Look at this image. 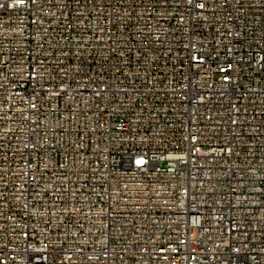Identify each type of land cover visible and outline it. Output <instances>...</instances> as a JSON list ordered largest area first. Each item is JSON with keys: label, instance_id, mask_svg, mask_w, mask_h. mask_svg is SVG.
<instances>
[{"label": "built area", "instance_id": "1", "mask_svg": "<svg viewBox=\"0 0 264 264\" xmlns=\"http://www.w3.org/2000/svg\"><path fill=\"white\" fill-rule=\"evenodd\" d=\"M0 264H264V0H0Z\"/></svg>", "mask_w": 264, "mask_h": 264}]
</instances>
